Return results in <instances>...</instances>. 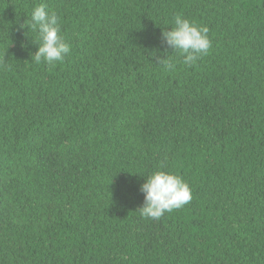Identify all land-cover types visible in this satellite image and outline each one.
I'll list each match as a JSON object with an SVG mask.
<instances>
[{"label":"trees","instance_id":"1","mask_svg":"<svg viewBox=\"0 0 264 264\" xmlns=\"http://www.w3.org/2000/svg\"><path fill=\"white\" fill-rule=\"evenodd\" d=\"M177 15L209 29L193 66L162 43ZM158 170L192 199L154 220ZM0 264H264V0H0Z\"/></svg>","mask_w":264,"mask_h":264},{"label":"clouds","instance_id":"2","mask_svg":"<svg viewBox=\"0 0 264 264\" xmlns=\"http://www.w3.org/2000/svg\"><path fill=\"white\" fill-rule=\"evenodd\" d=\"M174 22L175 27L162 32V43H166L183 56L185 65L193 66L212 48L208 36L209 29L183 19L180 15L175 17ZM26 23L33 31L38 30L39 33L37 42H34L38 45V51L32 59L37 64L43 61L53 67L57 63H63L70 53V45L60 35L57 14L54 11L50 13L47 11V5L40 4L33 10L31 21H25ZM158 64L163 65L166 70L175 68L170 57L158 60ZM140 190L145 194L144 204L138 209L140 215L154 220L161 219L165 212L170 213L182 208L192 199L190 186L182 177L162 170L149 176Z\"/></svg>","mask_w":264,"mask_h":264}]
</instances>
